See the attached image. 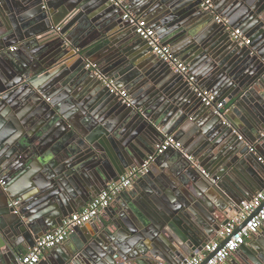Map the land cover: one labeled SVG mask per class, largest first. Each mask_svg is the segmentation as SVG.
<instances>
[{"label":"water","instance_id":"1","mask_svg":"<svg viewBox=\"0 0 264 264\" xmlns=\"http://www.w3.org/2000/svg\"><path fill=\"white\" fill-rule=\"evenodd\" d=\"M125 1L228 111L204 106L108 0H0L1 264L140 164L165 135L183 146L167 150L172 176L148 171L126 204L67 249L55 247L49 264H182L262 186L264 0H212L249 38L244 46L202 0ZM91 56L101 74L126 85L130 106L85 69ZM259 235L239 247L241 263L224 264H264V227Z\"/></svg>","mask_w":264,"mask_h":264},{"label":"built area","instance_id":"2","mask_svg":"<svg viewBox=\"0 0 264 264\" xmlns=\"http://www.w3.org/2000/svg\"><path fill=\"white\" fill-rule=\"evenodd\" d=\"M108 1L123 11L122 19L127 27L133 28L134 33L146 41L153 55L166 62L173 73L184 76L204 106L210 107L214 113L220 116L227 113L228 107L223 101L219 100L214 92L196 83L188 65L180 57L175 56L168 45L161 42L155 29L145 18L134 14L125 0ZM200 8L214 13L216 22L222 23L226 27L230 32L231 39L236 41L238 45L244 46L250 43L249 38L245 36L240 28L230 27L228 20L214 11L212 0H202ZM9 49L14 51L16 47L12 46ZM85 67L91 69L97 75L102 84L108 88L109 93L115 94L123 104L131 105L132 99L128 91L124 88H118L115 79L101 74L95 63L89 62ZM167 150L183 152L182 143L173 134L165 135L140 164L129 167L116 181L109 182L84 207L65 217L60 226L35 239L34 244L18 255L13 264H38L47 250L61 245L75 228L82 227L95 220L103 210L115 201L121 192L131 188L138 178L149 171L151 164L158 155ZM183 155L201 170L198 162L192 156L186 153H183ZM201 171L208 177L207 173ZM16 203L14 202V204ZM227 218L226 224L215 233V236L209 239L198 253L187 257L182 264H222L239 249L247 237L258 232L264 224V181L261 188L251 198L242 200L238 209L232 211Z\"/></svg>","mask_w":264,"mask_h":264},{"label":"crops","instance_id":"3","mask_svg":"<svg viewBox=\"0 0 264 264\" xmlns=\"http://www.w3.org/2000/svg\"><path fill=\"white\" fill-rule=\"evenodd\" d=\"M149 23V22H148ZM151 26H152V24L151 23H149ZM130 29V28H129ZM95 58L96 57H94V56H91V58H90V60H91V62L93 63H96L95 62ZM85 69H87L86 67H85ZM88 70V69H87ZM91 73H93V71L91 70ZM118 80V79H117ZM120 81H118V83H119ZM119 84H121V86H123V88L125 87L126 88V85L125 84H122V83H119ZM124 88V89H125ZM126 90L128 91V89L126 88ZM180 141V140H179ZM171 154H174V152L173 151H166V152H164L163 154H161V155H158L157 157H156V159H159V161H158V163H157V161H153L154 163H152L151 164V166H150V169H149V172L151 173L152 172V174H153V176H156V177H159V179L160 180H164V178L162 177V174H164V175H166V174H169V175H171L172 176V172H170V170L168 169L169 167L167 166V162H168V159H169V157H171V156H167V155H171ZM161 159V160H160ZM136 165V164H135ZM134 166V165H133ZM129 167H127L126 169H128ZM126 169H125V171H126ZM168 175V177H167V179H170L171 177ZM144 177V176H143ZM142 176L140 177V178H138L137 179V181H135L134 183H133V185L134 184H138V183H141V182H143V180H142V178H143ZM166 177V176H165ZM14 182V181H13ZM24 182H25V180H24V177H20L19 178V180L17 181V182H15L16 183V187H17V189H21L22 187H24L25 185H24ZM133 185L131 186V188H129V189H127V190H125V191H123V192H121L117 197H116V199H115V201L111 204V206H109L107 209H105V210H103L100 214H99V216L95 219V220H93L91 223H87V224H85L84 226H82V228H80V231H77V232H74V233H71L70 235H69V237L61 244V245H59V246H57L56 248H58L59 247V249L61 248V247H64V250L65 249H67V247H69L70 245H72V244H74V242L76 241V240H79V235L81 234H83V235H85V234H87L88 233V230H90V228H92V226H97V227H99L100 225H101V223L102 222H104V220L105 219H107L108 218V215H111L112 214V207H114V206H119L120 204H126V201H128V195H127V193L128 192H130L132 189H133ZM258 191V190H257ZM256 193V192H255ZM249 198H251V197H249ZM0 203H1V199H0ZM81 208L80 207H78V208H76L75 210L73 209H71V211L68 209V211H67V213H68V215L69 214H72L73 212H75V211H77V210H80ZM231 214V212H229L228 213V215H230ZM67 216V215H66ZM41 220V218L40 219H38L37 221H40ZM41 223V222H40ZM264 227V224L259 228V230H258V232L257 233H255V234H253V235H251V236H249V237H247L246 239H245V242L243 243L244 244V246H246L248 243H252V244H255V237H257V236H261V235H259V233H261L262 232V228ZM46 232H48V231H46ZM46 232H44V233H41V235H43V234H45ZM40 235V236H41ZM215 236V234L213 235V237ZM263 236V235H262ZM213 237H211V238H213ZM211 238H209V239H211ZM34 241H35V239H34ZM28 247H30V246H26L24 249H23V252H25L27 249H28ZM247 247V246H246ZM244 248L245 250L247 249V248ZM56 248H54V249H50V250H47L46 252H45V254H44V256L40 259V261H39V263L38 264H49V262H48V260H46V258L47 257H49V258H51V259H53V258H55V256H54V250L56 249ZM244 251V250H243ZM243 251H240V250H237L236 252H234L231 256H230V258L229 259H227L224 263H226V262H231V261H235V262H237V263H241V260H240V257L241 256H243L244 257V252ZM56 255V254H55ZM18 256V255H17ZM17 256L16 257H13L12 255H10V256H6V257H4V260H3V263L4 264H12L13 262H15V260H16V258H17ZM57 257H59V256H57ZM48 259V258H47ZM45 260V261H44ZM131 260L130 261H126V260H120V261H118V263L119 264H121V263H125V264H131ZM224 263H222V264H224ZM1 264V263H0Z\"/></svg>","mask_w":264,"mask_h":264}]
</instances>
